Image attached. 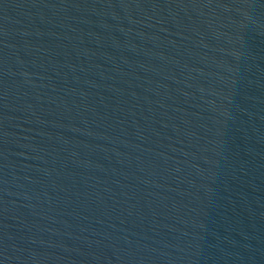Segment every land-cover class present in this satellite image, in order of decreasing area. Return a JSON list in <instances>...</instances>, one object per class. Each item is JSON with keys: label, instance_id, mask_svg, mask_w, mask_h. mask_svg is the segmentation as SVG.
Instances as JSON below:
<instances>
[{"label": "water", "instance_id": "water-1", "mask_svg": "<svg viewBox=\"0 0 264 264\" xmlns=\"http://www.w3.org/2000/svg\"><path fill=\"white\" fill-rule=\"evenodd\" d=\"M0 264H264V0H0Z\"/></svg>", "mask_w": 264, "mask_h": 264}]
</instances>
